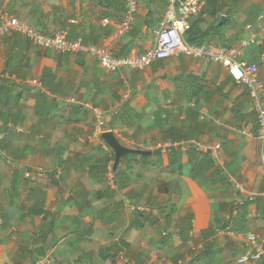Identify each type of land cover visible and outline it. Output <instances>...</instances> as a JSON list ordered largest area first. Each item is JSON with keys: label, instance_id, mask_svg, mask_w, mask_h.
<instances>
[{"label": "crops", "instance_id": "crops-1", "mask_svg": "<svg viewBox=\"0 0 264 264\" xmlns=\"http://www.w3.org/2000/svg\"><path fill=\"white\" fill-rule=\"evenodd\" d=\"M168 3L139 0L120 32L125 0H0V25L17 17L128 56L155 46ZM218 5L215 18L208 3L202 14L203 29L219 23L205 44L255 38L239 60L264 83V0ZM257 95L204 57L110 72L86 49L3 35L0 264H264V255L239 261L254 247L248 233L264 248ZM106 132L150 153H128L114 169Z\"/></svg>", "mask_w": 264, "mask_h": 264}, {"label": "built area", "instance_id": "built-area-1", "mask_svg": "<svg viewBox=\"0 0 264 264\" xmlns=\"http://www.w3.org/2000/svg\"><path fill=\"white\" fill-rule=\"evenodd\" d=\"M138 2L139 0H125L126 9L122 16L120 32H126L132 25L138 11ZM206 5L207 0H169L165 17L155 30V46L141 54L119 57L107 48L84 46L80 40H70L66 31L53 36L44 35L17 17H10L2 22L0 38L8 32L16 30L34 44L54 48L60 52L86 49L90 55L98 58L100 64L110 72H115L124 67L142 70L154 61L180 53L198 58L204 57L225 66L237 82L248 85L252 94L258 98L257 90L264 92V83L258 80L256 76L249 75L245 62L239 60V56L243 54L244 50L257 42L255 38L242 40L239 46H215L213 43L194 45L186 41L185 35L190 30L192 21L203 13ZM258 112L261 126L258 137L264 144V106L259 105ZM247 240L254 247L251 252L239 260L242 263L258 260L264 255V248L260 245L259 238L255 233H248Z\"/></svg>", "mask_w": 264, "mask_h": 264}, {"label": "trees", "instance_id": "trees-1", "mask_svg": "<svg viewBox=\"0 0 264 264\" xmlns=\"http://www.w3.org/2000/svg\"><path fill=\"white\" fill-rule=\"evenodd\" d=\"M219 0H207L208 6L211 7L212 17H216L220 13V7L218 5ZM207 7V6H206ZM205 7V8H206ZM206 9H204L203 13ZM202 13V14H203ZM199 15L193 22L190 30L186 33V41L194 45H203L208 40L209 37L213 35V29L217 28V24H210L208 29H203L202 24L206 23V18L203 15Z\"/></svg>", "mask_w": 264, "mask_h": 264}, {"label": "water", "instance_id": "water-1", "mask_svg": "<svg viewBox=\"0 0 264 264\" xmlns=\"http://www.w3.org/2000/svg\"><path fill=\"white\" fill-rule=\"evenodd\" d=\"M224 18V17H222ZM103 138H105L106 142L113 148L115 155H116V159H115V164H114V169H117V166L122 158V156L128 154V153H139V154H146V153H150V152H144V151H139V150H134V149H130L126 146H124L116 137L112 132H106L103 133Z\"/></svg>", "mask_w": 264, "mask_h": 264}, {"label": "rangeland", "instance_id": "rangeland-1", "mask_svg": "<svg viewBox=\"0 0 264 264\" xmlns=\"http://www.w3.org/2000/svg\"><path fill=\"white\" fill-rule=\"evenodd\" d=\"M218 24H219V23H218ZM218 24H217V25H218ZM217 25H216V26H217ZM223 26H225V24H222V26H221V27H223ZM217 29H218V27H217Z\"/></svg>", "mask_w": 264, "mask_h": 264}, {"label": "clouds", "instance_id": "clouds-1", "mask_svg": "<svg viewBox=\"0 0 264 264\" xmlns=\"http://www.w3.org/2000/svg\"><path fill=\"white\" fill-rule=\"evenodd\" d=\"M244 256H245V255H244ZM240 259H241V258H240ZM240 259H239V260H240ZM241 263H242V262H241Z\"/></svg>", "mask_w": 264, "mask_h": 264}]
</instances>
